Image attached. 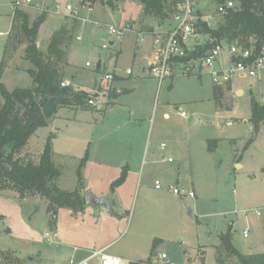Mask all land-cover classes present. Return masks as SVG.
Returning <instances> with one entry per match:
<instances>
[{
  "label": "rangeland",
  "instance_id": "obj_1",
  "mask_svg": "<svg viewBox=\"0 0 264 264\" xmlns=\"http://www.w3.org/2000/svg\"><path fill=\"white\" fill-rule=\"evenodd\" d=\"M17 1L0 0V70L9 91L34 85L28 73L33 66L26 59L28 40L17 37L19 27L12 29ZM227 1L238 3L193 0L204 16L215 15L218 5ZM18 9L29 15L31 24L45 15L34 41L44 54L55 33L70 30L71 40L61 47L66 52L63 72L86 88L92 81L106 85L107 74H126L133 66L134 34L122 37L110 28L145 20L141 0H119L115 7L97 1L93 9L84 0H32ZM208 39L201 35V41ZM100 61L102 68L96 71ZM209 71L204 67L176 78L173 87L170 80L159 87L153 78H125L117 86L136 90L121 100L123 107L61 109L49 127L38 130L18 157L38 164L51 136L53 162L62 173L56 184L63 191L78 188V171L87 154L81 172L85 193L112 196V184L128 164L135 175L112 196L111 213L86 207L84 212L61 208L54 214L38 194L21 198L15 189L0 190V214L5 219L0 222V264L77 263L107 245V254L146 261L156 239L163 240L155 254L165 253L164 263L188 264L191 257L194 264H216L220 235L231 225L234 246L241 253H264V122L256 131L250 121L253 102L264 104V87L235 78L233 88L222 87L219 106ZM108 86L104 98L110 103L117 88ZM88 92L97 103L105 101L97 88ZM156 179L162 190L155 189ZM178 185L187 193L195 190L197 197L175 196L169 187ZM256 210L263 214L257 216ZM90 264H100V256Z\"/></svg>",
  "mask_w": 264,
  "mask_h": 264
},
{
  "label": "trees",
  "instance_id": "obj_2",
  "mask_svg": "<svg viewBox=\"0 0 264 264\" xmlns=\"http://www.w3.org/2000/svg\"><path fill=\"white\" fill-rule=\"evenodd\" d=\"M97 1L104 5L115 7L119 0H84L90 9L94 8ZM144 9L143 18H155L159 23L171 20L170 15L174 13L176 1L173 0H141ZM238 6L230 10L221 23L211 29L206 25L199 24L198 32L208 35L215 41H226L229 44L239 43L246 47L254 44L259 51L264 46V0H237ZM42 15L32 24L29 15L15 8L12 29L19 27L17 37L26 38L28 47L26 59L33 66L28 73L33 78L34 85L31 88H17L9 91L2 82L0 70V150L7 148L5 163L11 167V172L0 168V190L15 189L21 198L27 195L38 194L48 201L49 211L68 208L79 213L84 212L86 197L82 194L83 177L82 168L86 165L88 154L82 159L78 171L79 186L74 191H63L58 188L57 180L62 173L53 162L51 136L41 154L38 164L32 161L24 162L18 156L29 144V140L39 129L49 127L51 121L57 116L61 109H86L93 95L85 90H77L73 86L62 87L64 82V70L66 52L62 46L71 40L70 30L62 29L52 36L48 47V53H42L37 47L36 41L38 29L44 22ZM11 29V30H12ZM253 39L252 43L250 39ZM12 39L8 40L5 54H7ZM19 44L22 40L19 39ZM211 44L200 47L190 53L189 58L197 59L202 56ZM4 67V60L1 69ZM101 68H97L99 71ZM224 89L220 86L214 87L215 100L221 106V98ZM251 123L257 131L260 124L264 122V104L256 101L252 104ZM253 142L251 139L246 148ZM216 143V142H213ZM127 169L125 168L120 178L112 184V190L120 187L126 180ZM113 192V191H112ZM0 215V222L4 221ZM162 240L156 239L153 245L150 259L146 261L130 262L129 264H156L155 250ZM3 255L0 250V257ZM264 264V254L245 255L234 246V234L232 225L227 232L220 235V244L216 246V264Z\"/></svg>",
  "mask_w": 264,
  "mask_h": 264
},
{
  "label": "built area",
  "instance_id": "obj_3",
  "mask_svg": "<svg viewBox=\"0 0 264 264\" xmlns=\"http://www.w3.org/2000/svg\"><path fill=\"white\" fill-rule=\"evenodd\" d=\"M176 1L174 13L171 17L173 25L166 30H153L150 33L152 37L151 54L146 62L147 74L158 82L162 87L164 82L172 79L174 76H190L192 73L204 67L209 69V75L215 86H228L234 83L235 78L250 80L253 85L264 87V46L257 51L254 44L249 47L243 44H229L226 41H215L210 36L207 41H201L199 24L206 25L208 28H215L230 10H235L238 3L227 1L220 3L216 9L215 15L204 16L196 7L193 0H173ZM32 0H18L14 8L23 4H30ZM67 10H72L68 5ZM112 34L125 36L132 30L131 24H125L121 27L110 28ZM208 36V35H207ZM144 36L141 35V42ZM192 42V43H191ZM212 46L205 50L200 58H189L191 52L198 50L206 44ZM87 66H90L87 63ZM128 75L132 74V69H128ZM115 74L109 73L105 79L107 82L114 80ZM62 87L72 86L71 82L64 81ZM99 95L105 94L98 92ZM89 105L97 107L95 99L89 101ZM182 116H186L183 112ZM164 149V145L161 146ZM171 161V159L169 160ZM155 188L162 190L163 185L160 181L155 182ZM176 196L195 197L193 191L186 192L179 187H171ZM255 214L261 216L262 210H256ZM244 238L249 237L248 230L244 231ZM100 256V264H128L121 258L108 255L105 250L94 252L88 258L76 264H90V261ZM156 264L164 263L168 259L165 253L155 256Z\"/></svg>",
  "mask_w": 264,
  "mask_h": 264
},
{
  "label": "crops",
  "instance_id": "obj_4",
  "mask_svg": "<svg viewBox=\"0 0 264 264\" xmlns=\"http://www.w3.org/2000/svg\"><path fill=\"white\" fill-rule=\"evenodd\" d=\"M141 12L143 13L142 10H141ZM173 23H174L173 20H167L164 23H159L158 20H155L154 18H145V20H141V21L131 20V21L127 22V24H131L132 30L130 32H132L135 36L134 48H133V50H134L133 66L128 68V69H132L131 75H128L127 72H126V74L122 73L121 75L114 72L113 74H115V77H114L113 81L107 82L106 85H103L102 82L100 83V82L92 81V86L89 88L84 87L83 82L78 81L77 78L72 77L73 79H71V76H67L65 74H64V81L71 82L72 86L77 90L92 91V90L97 88L98 92H103L105 94L108 90V87H109L108 85L113 84L117 88L115 90L114 97L110 100V103H109V100L104 98L105 94L100 95V97L105 99V101L102 103H97L98 104L97 109H99L100 111H104L105 108H110L111 111H114L115 107L117 108L118 106L119 107L122 106L121 100L125 97V95H133L134 90H136L133 88V86L131 88H124V87H118L117 84L121 83L123 80H125V78H128L130 80L135 78L138 81L152 79L146 72V62H147L148 57L151 54V49H152V37L150 36L151 31H153V30H166L169 27H171L173 25ZM141 35L144 36L143 42H141ZM204 41H207V40H204ZM112 44H114V43H112ZM121 52L122 51L120 50L119 53L121 54ZM99 63H100V67H98V65H97V68H102V65H103L102 61H100ZM179 77H183V76L177 75V76H174L172 79H170L172 87H173L174 80L176 78H179ZM136 80L133 79L132 81L136 82ZM152 80H154V79H152ZM233 84L230 85L232 88H233ZM214 87H215V85H214ZM240 93L242 94L243 91L238 90V94H240ZM70 110L79 112L80 109H70ZM81 111H83V110H81ZM164 117L169 118V114L167 112H165ZM130 121H134V119H131ZM161 149H162V147H161ZM152 155L154 156L155 152H153ZM126 168H127L126 180L120 187H117L116 189H114L113 192H111V195L113 197H115V195H117V193H120L122 191V189L127 185L128 181L131 179V176L135 175V171L132 169L131 165L128 164V166ZM142 176L143 175L141 172L140 177H139V181L142 180V178H143ZM156 181H160V179H156ZM178 184L180 185V183H178ZM179 185H178V187H179ZM169 190H170V187H169ZM191 191H193L195 193V197H197L196 191L195 190H191ZM83 195L86 196V193L84 190H83ZM102 197L108 198V195L106 196L105 194H102ZM177 197H183V196H177ZM112 201L114 202V199H112ZM113 207H114V203H113ZM232 228H233V226H232ZM160 240H162V239H160ZM162 243H163V240H162ZM251 245H254V243H251ZM109 247L110 246L107 245V246L100 248L99 250L94 251V252L105 250V253H106V251L109 249ZM261 254H264V253H261ZM108 255H111V254H108ZM248 255H254V254H248ZM112 256H114V255H112ZM116 257L121 258L124 262H126L128 264L130 263V261H128V260L126 261V259H124L123 257H120V256H116ZM191 259H193V258H191V257L188 258V264H194V263H192L193 261ZM83 260L84 259H82L80 261H83ZM75 262H76V260L74 261V259H73L71 261V264H76ZM200 262H201V260H200ZM168 264H170V263H168Z\"/></svg>",
  "mask_w": 264,
  "mask_h": 264
},
{
  "label": "water",
  "instance_id": "obj_5",
  "mask_svg": "<svg viewBox=\"0 0 264 264\" xmlns=\"http://www.w3.org/2000/svg\"><path fill=\"white\" fill-rule=\"evenodd\" d=\"M98 67H100V63L98 64ZM7 152H8L7 148L0 150V168L6 169L11 172L10 165L5 163V156L7 155ZM85 197H86L87 207H103V208H106V210H108L109 213L112 212V207H113L112 196L108 198H104V197L102 198V197L96 196L91 191H88ZM234 264H240V263L235 262Z\"/></svg>",
  "mask_w": 264,
  "mask_h": 264
}]
</instances>
